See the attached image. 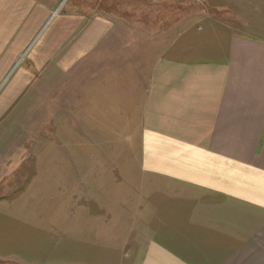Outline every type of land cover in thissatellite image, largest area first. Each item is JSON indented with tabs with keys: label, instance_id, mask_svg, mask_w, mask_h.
Returning a JSON list of instances; mask_svg holds the SVG:
<instances>
[{
	"label": "crops",
	"instance_id": "crops-1",
	"mask_svg": "<svg viewBox=\"0 0 264 264\" xmlns=\"http://www.w3.org/2000/svg\"><path fill=\"white\" fill-rule=\"evenodd\" d=\"M102 1L67 0L58 9L57 0H0V90L7 89L2 98L10 99L0 103L1 129L13 104L33 98L43 83L47 98L54 88L49 84L70 83L67 93L78 92L80 114L104 98L117 104L119 76L70 79L79 63L98 58L115 31L102 11L77 4ZM126 1L129 13L145 14L168 0ZM228 10L184 16L207 19L210 42L158 46L148 76L144 70L138 80L142 101L134 109L141 114L144 181L134 190L142 196L143 231L150 233L139 264H264V39L220 21ZM176 18H183L181 12ZM169 50L176 53L167 56ZM6 147L0 138V264L33 262L38 230L54 228L56 208L47 193L40 201L37 170L22 189L7 188V163L24 159L7 156ZM64 209L67 225L78 224L79 235L63 236L69 243L63 256L75 254L80 260L72 264H86V218ZM43 238L49 264L54 246L48 229Z\"/></svg>",
	"mask_w": 264,
	"mask_h": 264
},
{
	"label": "rangeland",
	"instance_id": "rangeland-1",
	"mask_svg": "<svg viewBox=\"0 0 264 264\" xmlns=\"http://www.w3.org/2000/svg\"><path fill=\"white\" fill-rule=\"evenodd\" d=\"M196 1L182 0L179 5L168 0L155 6L158 11L148 8L145 14L140 5L138 14L129 13L126 0L77 3L102 11L115 31L106 37L98 58L79 63L70 79L113 74L122 80L118 84L120 93L117 104L104 98L101 106L92 102L91 107L82 109L90 112L80 114L78 92L67 93L70 83L49 84L54 87L50 98L46 97L47 84L43 83L33 98L28 95L17 100L12 106L16 105V110H11L4 119L7 125L0 128V138L7 142V156L24 159L14 163L11 159L7 163V171L12 174V178L7 179V188L22 189L30 172L37 170L41 175L35 188L40 201L46 202L49 194V201L52 200L56 208L54 228L38 230L39 254L33 262L22 264H45V229L51 235L49 245L54 246V261L47 258L49 264L79 262L78 257L74 258L77 248L70 250L69 254H74L71 258L63 256L67 250L64 245L69 244L62 242L63 236L79 235L78 224L66 223L69 214L64 208L67 207L73 209L72 217L76 214L86 218V264H139L150 234L143 231L142 196L134 190L141 188L144 181L139 145L141 114L134 109V105L142 101L139 78L144 77V70L148 76L151 63L158 57V46H173L175 41L184 46L210 42L213 34L208 33L207 19L184 18L195 11L229 9L220 14V21L264 39V0ZM65 2L67 0H57L58 9H62ZM180 12L182 19L176 18ZM181 21L182 27L178 28ZM165 53L173 56L176 52ZM129 76L134 77V83H127ZM5 91L7 89L0 90L1 107L10 101L3 100ZM149 181L145 178L146 183ZM150 185L156 186L154 180ZM73 243L71 241L70 246H74Z\"/></svg>",
	"mask_w": 264,
	"mask_h": 264
}]
</instances>
